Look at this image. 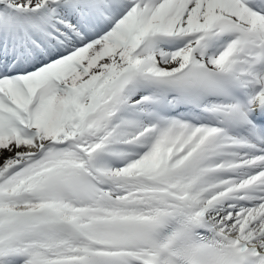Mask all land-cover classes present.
<instances>
[{
    "label": "snow or ice",
    "instance_id": "obj_1",
    "mask_svg": "<svg viewBox=\"0 0 264 264\" xmlns=\"http://www.w3.org/2000/svg\"><path fill=\"white\" fill-rule=\"evenodd\" d=\"M0 264H264V0H0Z\"/></svg>",
    "mask_w": 264,
    "mask_h": 264
}]
</instances>
